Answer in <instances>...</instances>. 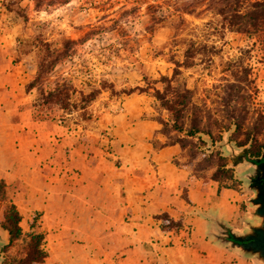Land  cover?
Masks as SVG:
<instances>
[{
	"label": "rangeland",
	"instance_id": "rangeland-1",
	"mask_svg": "<svg viewBox=\"0 0 264 264\" xmlns=\"http://www.w3.org/2000/svg\"><path fill=\"white\" fill-rule=\"evenodd\" d=\"M221 1L0 0V71H5L3 75L10 71L14 74L10 89L15 94H29L27 107L34 119L62 122L79 134L78 145L90 156V162L97 152H116L120 146L113 130L120 125L118 116L129 110H142L139 118H133L156 122L158 130L148 139L155 149L176 142L183 144L184 148L175 145L180 152L174 161L189 172L186 186L199 180L214 182L219 191H237L242 198V216L240 229H234L242 230L245 222L252 221L248 205L252 193L246 191L244 180L240 179L241 169L234 168L240 184L213 181V172L223 164L232 165L233 160L221 159L218 153L208 158L207 154H227L221 141L222 130L215 124L232 127L227 119L233 111L225 103L232 90L226 86L234 78L245 79V69L253 70L250 79L255 81L246 91L253 95L254 107L243 111L245 105H240L235 113L247 119L245 129L255 126L257 112L264 113V52L253 45L255 39L229 31L221 37L219 29L208 26L211 22L219 26L217 12ZM203 42L216 44L217 53L198 54L193 66L177 68L175 62H185L188 46ZM176 69L180 72L177 76ZM163 77L173 80L176 87H187L192 91L193 103L207 109L203 123L212 124L214 144L207 136L203 138L208 144L203 146L198 139L171 130L170 113L154 96L155 88L163 92L166 87ZM0 79L6 81L3 76ZM104 82L114 85V91L102 89L91 103L83 102L80 92L88 94ZM65 84L70 89L71 110L45 104L44 99L58 85ZM138 87L146 92L129 94ZM261 140L264 141V134ZM3 213L4 205L0 203V224ZM218 214L209 212L204 216L217 224V219H223ZM33 218L35 214L21 224L25 234L29 233ZM27 248L28 240L21 239L5 251L1 249L0 257L3 263L19 264L25 260ZM224 252L225 257L216 264H255Z\"/></svg>",
	"mask_w": 264,
	"mask_h": 264
},
{
	"label": "crops",
	"instance_id": "crops-1",
	"mask_svg": "<svg viewBox=\"0 0 264 264\" xmlns=\"http://www.w3.org/2000/svg\"><path fill=\"white\" fill-rule=\"evenodd\" d=\"M4 72L0 180L10 186L22 223L40 215L44 264H216L224 250L252 260L232 251L218 236V225L204 216L218 212L240 229V195L219 191L214 182L186 186L189 172L174 161L178 146L155 149L148 143L158 126L135 121L142 110L120 114L113 128L120 146L97 152L90 162L79 134L62 122L34 119L29 94H15L14 74ZM162 214L182 219L183 228L162 231ZM0 239L7 240L2 229Z\"/></svg>",
	"mask_w": 264,
	"mask_h": 264
},
{
	"label": "trees",
	"instance_id": "trees-1",
	"mask_svg": "<svg viewBox=\"0 0 264 264\" xmlns=\"http://www.w3.org/2000/svg\"><path fill=\"white\" fill-rule=\"evenodd\" d=\"M217 15L220 18V20H218L219 26L215 25L213 22L208 23V26H213L212 29L214 30L219 29L217 30L220 32L218 35L222 37L227 31L244 34L251 40L255 39L253 45H258L260 50L264 52V0H222ZM217 49L214 43L203 42L199 45L191 44L185 51V62H175V64L177 68L182 66L191 67L193 66V60L196 58V55H214L217 53ZM248 53L247 51L246 54ZM243 65L244 64L241 66ZM252 71V68L245 69V79L234 78L233 82L229 81L226 86L227 90H232L230 98H227L225 102L233 111V115L230 116V119H227L232 127L226 129L224 125H220L218 122V125H215L222 130L221 141L223 140V134L225 132L233 130L230 135V140L236 143L238 147L249 145V155H252L251 157H259L260 153L264 151V141L261 140L264 134V113L257 112V117L254 119L255 126L246 129L244 128V124L247 119L235 113L240 105H245L243 111L254 107L255 99L253 95L246 91L249 85H253L255 81L252 78L250 79V77H252ZM179 74V70L176 69L175 75L177 76ZM163 80L166 83L164 91L161 92L155 88L154 96L161 103V106L170 113L172 119L171 130L185 137L198 139L203 146L208 144L205 138H203L207 136L214 144L215 140L212 132V124L207 126L203 123L204 113L207 109L203 107L200 108L193 103L192 91L187 87H176L173 85V80H169L168 78L163 77ZM102 89H108L113 92L115 88L114 85L104 82L88 94L80 92L83 102L91 103L101 94ZM137 92L143 93L146 92V90L138 87L131 89L129 94ZM44 101L45 104L51 107H60L64 111H70V89L68 85H58ZM36 120L44 119L42 117H37ZM177 144L184 148L181 142L168 144L163 147ZM215 153H218L221 159H228L225 156H221L220 152L215 151L209 153V155L207 154V157L212 158ZM211 180L219 183H241L235 175V169L229 167V164H223L215 170ZM205 183L207 182L205 181ZM0 203L4 205L0 229L9 234V243L2 248V251H5L14 242L25 239L28 240L27 256L25 260L20 261L19 264H44L48 254L44 249L46 235L41 231V224L39 223L40 215L35 214V218L29 222L30 231L25 234L21 226L23 216L11 197L10 186L4 180H0ZM158 219L161 221L162 231L166 233H177L183 228L182 219L175 220L168 214H162L158 216ZM3 264L6 263L4 262ZM11 264H15V262Z\"/></svg>",
	"mask_w": 264,
	"mask_h": 264
},
{
	"label": "water",
	"instance_id": "water-1",
	"mask_svg": "<svg viewBox=\"0 0 264 264\" xmlns=\"http://www.w3.org/2000/svg\"><path fill=\"white\" fill-rule=\"evenodd\" d=\"M231 132L232 130L223 134V148L227 152L225 156L233 160L229 167L241 169L240 179L244 180L246 191L252 193L248 200L249 216L252 221L245 222L246 227L237 230L216 216L217 232L220 233L218 235L220 239H227V245L232 251L252 259L255 264H264V164L261 163V157L248 158L250 146L238 147L230 140ZM215 239L217 241L218 237ZM2 242L0 252L2 247L8 244L7 240ZM0 264H3L1 257Z\"/></svg>",
	"mask_w": 264,
	"mask_h": 264
},
{
	"label": "flooded vegetation",
	"instance_id": "flooded-vegetation-1",
	"mask_svg": "<svg viewBox=\"0 0 264 264\" xmlns=\"http://www.w3.org/2000/svg\"><path fill=\"white\" fill-rule=\"evenodd\" d=\"M251 156H252V155H251ZM251 156H249L248 158H250V159L254 158V157H251ZM259 157L262 158L261 163L264 164V151H262V152L260 153ZM238 159H241V157H238ZM224 241H226V239H225Z\"/></svg>",
	"mask_w": 264,
	"mask_h": 264
}]
</instances>
